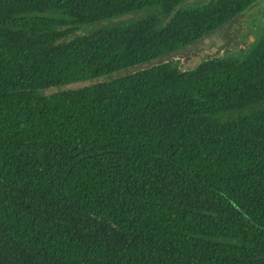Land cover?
Segmentation results:
<instances>
[{
    "label": "trees",
    "instance_id": "obj_1",
    "mask_svg": "<svg viewBox=\"0 0 264 264\" xmlns=\"http://www.w3.org/2000/svg\"><path fill=\"white\" fill-rule=\"evenodd\" d=\"M185 1L0 0V264H264V32L118 75L259 0Z\"/></svg>",
    "mask_w": 264,
    "mask_h": 264
},
{
    "label": "rangeland",
    "instance_id": "obj_2",
    "mask_svg": "<svg viewBox=\"0 0 264 264\" xmlns=\"http://www.w3.org/2000/svg\"><path fill=\"white\" fill-rule=\"evenodd\" d=\"M212 0H186L185 5L189 8H195L201 6L205 3H209ZM155 13H162L160 7H150L144 10H136L131 13H124L119 16L102 21L99 26H116L123 25L130 22H134L141 18L153 15ZM49 16L64 18L66 17L62 12H52L48 11L45 13ZM95 24L86 25L78 27L75 31H72L67 37V40L74 38L78 34L91 33L96 27ZM62 29L70 28V26H62ZM264 32V0H259L254 3L249 9L244 13L237 16L233 21H231L223 31V37L225 38V43L220 47L211 48L202 51H192L187 52L176 57L171 58L174 65L180 70H188L195 68L201 62L221 58V57H243L256 42L260 39ZM108 77H101L94 80L78 81L67 85L51 87L43 90L45 94H51L64 89L81 88L83 86L90 85L92 83L107 80ZM264 105V103H263ZM258 105H252L245 107L241 111H234L227 116H236L240 113H246L250 110L256 109ZM223 117V118H227Z\"/></svg>",
    "mask_w": 264,
    "mask_h": 264
},
{
    "label": "water",
    "instance_id": "obj_3",
    "mask_svg": "<svg viewBox=\"0 0 264 264\" xmlns=\"http://www.w3.org/2000/svg\"><path fill=\"white\" fill-rule=\"evenodd\" d=\"M226 26L220 27L207 35L193 41L190 43H187L185 46L179 47L177 49L171 50L168 53H165L163 55H159L156 57H153L147 61H144L143 63L131 66L127 69L121 70L118 75L123 76L131 72H135L139 69L142 68H148L151 67L155 64H159L165 61L170 60L173 57H176L178 55L187 53V52H192V51H202V50H208L211 48H218L222 44L225 43V38L223 37V31Z\"/></svg>",
    "mask_w": 264,
    "mask_h": 264
}]
</instances>
